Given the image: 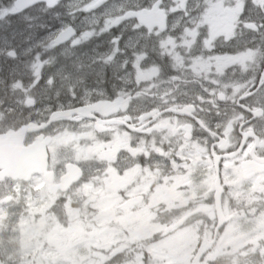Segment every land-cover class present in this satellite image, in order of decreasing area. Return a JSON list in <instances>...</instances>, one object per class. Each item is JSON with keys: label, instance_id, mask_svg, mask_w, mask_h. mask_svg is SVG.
<instances>
[{"label": "flooded vegetation", "instance_id": "obj_1", "mask_svg": "<svg viewBox=\"0 0 264 264\" xmlns=\"http://www.w3.org/2000/svg\"><path fill=\"white\" fill-rule=\"evenodd\" d=\"M210 1H198L195 12L183 20H177L178 4L162 7L166 11V29H148L149 37L139 41L149 48L156 33L163 38H156L157 42L161 40L158 43L164 50L162 58L155 60L157 56L148 52L152 62L148 65L150 78L146 80L136 72L130 77L116 72L114 79L107 82L106 94H94L91 100L77 98L70 104L29 97L10 84L6 86L5 92H17L7 95V103L22 95L27 111L38 107L39 102H52L43 114L21 116L17 122L9 117L3 124L0 118V133L34 128L37 130L27 133L25 144L38 142L43 149L46 147L47 171L53 173V183L50 185L44 174L30 181L40 179L39 190L45 194L42 207L56 217V222L46 228L47 240L59 243L78 232L68 219L60 222L57 215L58 211L70 209L71 188L75 185L83 188V201H87H82L81 207L87 220L84 224L96 229L100 227L90 222L92 213L117 210L120 230L135 226L138 220L130 216L139 211L149 216V227L179 230L188 215L203 214L204 208H209L215 228L214 182L218 175L223 182H256L263 194L264 0ZM206 6H210L209 12ZM132 23L142 26L137 16L119 20L124 32L118 39L119 53L123 48L131 53L134 50ZM143 30L146 32L145 27ZM79 33L78 29L70 40L57 46H65ZM85 43L81 38L80 45ZM140 92L149 96L147 103L138 99ZM59 97L58 100L66 99L67 94ZM99 100L112 105L104 112H88L91 117L87 118L70 113ZM98 120L106 123L101 126L104 132L95 130ZM81 142L84 143L80 145ZM216 161L220 162L219 170ZM70 163L78 164L84 174L64 191L59 185ZM247 175L252 177L246 179ZM141 177H146V191L140 184ZM224 188L228 191L227 183ZM188 191L193 198H187ZM60 192L64 195H57ZM209 199L212 205L207 203ZM106 200L109 206L100 205ZM196 201L203 203L191 207ZM168 202L172 205L168 211L179 213L183 209L184 215L173 223H157L151 213L167 207ZM112 256L116 259L118 255Z\"/></svg>", "mask_w": 264, "mask_h": 264}, {"label": "rangeland", "instance_id": "obj_2", "mask_svg": "<svg viewBox=\"0 0 264 264\" xmlns=\"http://www.w3.org/2000/svg\"><path fill=\"white\" fill-rule=\"evenodd\" d=\"M15 1L0 0V112L4 113L3 118H1L2 124L6 123L9 117L14 118L17 122L21 116L43 114L44 110L55 99H57L55 102L57 104H70L72 100L79 97L80 94L77 91L80 90L83 82L89 78L92 81L95 76L102 79L104 78L103 73L106 72V66L103 65L99 66L98 69H92L89 66L88 71H82V68L86 65L78 63L84 62L92 65L102 54L105 62H108V72L110 71L111 76L116 75V72L122 73L124 77H130L134 72L142 77L145 76L146 73L142 69L137 68L125 74L122 70V58H130L133 61L138 58L139 61L140 53H136V55L135 53L125 54L126 51H123V53H118L113 57L110 54V47L99 51L98 46L109 42L110 39L109 45L112 43L110 25H118L116 21L118 15L132 9L149 6L155 0H104L103 5L96 7L91 5L95 0H68L55 8H49L41 4L27 11L16 9ZM174 1L183 2L185 0H165L166 3ZM198 1L200 0H189V3H187L188 10L179 12L178 19L183 20L185 15L190 14L189 9L193 8ZM204 1L207 4L211 3L210 0ZM209 9L210 6H206V12H209ZM39 11L46 14V23L29 22L30 18L36 17V13ZM1 20L6 22L4 23ZM52 21L54 23L51 26L49 22ZM107 21L109 25L103 27L104 22L107 23ZM44 24L47 26H43L40 30ZM70 26L81 29L80 33L65 46H56L54 43L55 37ZM98 26L100 27L96 28V33L99 30H109L108 35L103 37L100 42H98L100 38L95 36V30L92 28ZM43 30V33H39ZM82 37L85 39L86 47L80 45ZM158 42L155 39V49L157 51ZM137 44L134 43V46ZM12 51L16 53L14 57L10 55ZM76 53V57H73ZM85 57L87 58L84 61ZM67 71L74 75L78 74V76L76 78L74 75L71 76L70 80L72 81H64L61 76ZM82 73L86 76L83 81ZM21 78L25 80L21 81ZM8 84L18 88L22 93H27L29 97L35 95L37 99H49L52 102L49 105H43L42 102H39L38 107L29 111L23 107L24 97L22 95L7 103V95L17 93L15 91L5 92ZM61 94H67V98L58 100ZM84 94L86 93L84 92ZM40 105H43L42 108H40ZM39 185L38 179L27 184V186L14 181L0 184V197L4 199L8 194L17 197L15 202H12L9 206L24 207L20 213L10 220H6L0 215V253L3 251L5 242H11L18 249L16 264H101V261L95 255H105L112 250L116 238L119 237L116 236L117 230L113 229V231L110 230V232L101 236L92 237L90 241L82 239V242H80L81 240H78L81 237L84 238L83 236L74 237L75 240H73L74 238L70 239L66 246L46 242L44 240L48 235L46 228L51 224L50 219L53 215L42 207L43 195L45 194L42 190H39ZM81 189L83 188L81 187ZM229 190H231L233 200L243 198V203L251 200L253 205L259 204V197L256 195L259 192V187L255 184L243 187L240 180H232L229 182ZM100 205L109 206L110 201H103ZM225 205L227 212L233 214L230 207L231 200L225 201ZM68 206H70V209L67 210V213L73 220L70 226L79 228L82 216L81 208L77 210L76 205L71 203V199ZM204 213L207 214V212ZM240 214V210L237 209L234 216ZM252 214L250 209L243 213L245 216ZM54 218L56 219V217ZM114 218V215L98 213H92L90 217L94 225L95 223L108 222V220ZM138 218V224L133 226V236L126 239L127 243H133L131 247L136 251L130 253L129 258L121 259L120 264H145L146 261V264L189 263L201 233L197 232L196 239L193 241L186 232L176 230L168 233L162 230L160 234L164 237L146 249L151 256L142 260L140 258L141 249L140 247L137 248L135 243L137 242L140 245L144 241L156 239V236H153L155 230L149 228L146 224L147 218L145 219V215L139 213ZM230 222L221 232L223 239L220 240V247H217L215 251L212 250L207 257H220L217 264H249L250 256L257 252L260 253L258 258H261L264 255V219L258 220L254 225L247 227L243 226L242 223L230 224ZM143 247L146 248L145 245ZM90 253L92 254L91 258L88 257Z\"/></svg>", "mask_w": 264, "mask_h": 264}, {"label": "clouds", "instance_id": "obj_3", "mask_svg": "<svg viewBox=\"0 0 264 264\" xmlns=\"http://www.w3.org/2000/svg\"><path fill=\"white\" fill-rule=\"evenodd\" d=\"M4 113L0 112V118H3ZM155 178V176H153ZM150 183L151 181H147ZM140 184L144 186V190L146 191V177H141ZM30 186V185H29ZM60 187H65L63 182L60 183ZM204 189L201 188V191ZM57 195H64V192L57 193ZM71 203L76 205L77 210L82 207V189L80 185H75L71 188ZM225 201L231 200V209L233 215H235L236 210H240V215L236 216L230 224H241L245 227L254 225L258 220L264 219V203L253 205L251 200H247V203H243L242 199L233 200L231 197V190L225 194ZM183 202V201H182ZM83 203H87V201H83ZM203 203V201L194 202L191 207H195L196 204ZM209 205H212L213 202L211 199L207 201ZM171 202H168L167 207L157 208L155 211L151 213V216L155 218L157 223L165 222V223H173L179 216L184 215L183 209L180 210L179 213L170 212L168 208H170ZM143 207V206H142ZM153 207H155V202L153 203ZM251 210L252 215L245 216L243 213L247 210ZM258 210V214H257ZM159 213V214H158ZM216 221L212 220L210 216H206L203 214H198L190 217L182 226L180 231L186 232L193 241L196 239L197 232L201 233L202 237H210L211 240L216 241L215 245H210L212 250L215 251L217 247H220V240L223 239V234L217 235L213 225ZM227 231V229H226ZM78 243V242H77ZM149 241L145 242V245L149 244ZM140 245H137L139 248ZM136 249L129 247L127 251L123 253V257L121 259L129 258L130 253H135ZM18 256V249L14 243L5 242L3 245V251L0 253V264H16V257ZM114 264H120V261H115Z\"/></svg>", "mask_w": 264, "mask_h": 264}, {"label": "water", "instance_id": "obj_4", "mask_svg": "<svg viewBox=\"0 0 264 264\" xmlns=\"http://www.w3.org/2000/svg\"><path fill=\"white\" fill-rule=\"evenodd\" d=\"M41 1L44 0H18L16 2V6L20 9L28 8L33 6ZM49 4H54L58 0H47ZM72 32L69 30L66 33L61 34V38L67 37L66 35H70ZM24 133H8L4 135H0V180H2L5 176H13L17 177L20 176L22 169L26 166H30L33 164V155H34V147L27 148L25 150L24 147L21 145L23 140ZM36 162V161H35ZM34 162V165H35ZM33 165L27 170H33ZM32 172V171H30ZM76 178L77 177V172ZM72 181V180H71ZM70 181V182H71ZM222 190L219 189L216 195L217 200V208H218V218L219 222L215 229L216 233L218 234L219 230L223 227L226 223V218L222 212L221 208V197H222ZM214 241L208 242L205 240L199 250V253L195 259L194 264H198V260L202 257V255L208 250L211 249L210 245H213Z\"/></svg>", "mask_w": 264, "mask_h": 264}, {"label": "bare ground", "instance_id": "obj_5", "mask_svg": "<svg viewBox=\"0 0 264 264\" xmlns=\"http://www.w3.org/2000/svg\"><path fill=\"white\" fill-rule=\"evenodd\" d=\"M71 76H73V75L70 73V75H68L67 78H65L63 75H62L61 77H62V79H64V80H65V79H68V80H69V79H71Z\"/></svg>", "mask_w": 264, "mask_h": 264}, {"label": "trees", "instance_id": "obj_6", "mask_svg": "<svg viewBox=\"0 0 264 264\" xmlns=\"http://www.w3.org/2000/svg\"><path fill=\"white\" fill-rule=\"evenodd\" d=\"M258 262H260V263H261V262H263V261H258Z\"/></svg>", "mask_w": 264, "mask_h": 264}]
</instances>
